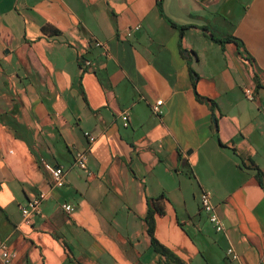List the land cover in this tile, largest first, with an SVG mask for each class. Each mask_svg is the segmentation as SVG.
Masks as SVG:
<instances>
[{
	"label": "crops",
	"instance_id": "crops-1",
	"mask_svg": "<svg viewBox=\"0 0 264 264\" xmlns=\"http://www.w3.org/2000/svg\"><path fill=\"white\" fill-rule=\"evenodd\" d=\"M261 106L264 0H0V242L14 264H163L143 220L157 204L154 237L184 264H264Z\"/></svg>",
	"mask_w": 264,
	"mask_h": 264
},
{
	"label": "built area",
	"instance_id": "built-area-1",
	"mask_svg": "<svg viewBox=\"0 0 264 264\" xmlns=\"http://www.w3.org/2000/svg\"><path fill=\"white\" fill-rule=\"evenodd\" d=\"M96 45H99V43H96ZM83 64L88 65L89 62L84 61ZM243 96L248 101H253L255 98L253 94V90L250 88L243 89ZM161 104L162 101L158 100L153 105H151V112L154 115L157 116L160 113ZM260 110L264 112V106H261ZM120 117L123 122V125L127 126V121H128L127 112L125 111L122 112ZM84 136L88 143H92L95 140V138L87 132H84ZM86 158H87L86 151L75 152L73 156L74 165L78 169L85 171L87 169ZM40 165L42 166L43 170L49 175L50 183L52 187H61L64 184L65 172L62 167L54 166L42 159L40 160ZM44 197H45L44 193H39L32 199L28 200L23 206L19 207L20 214L22 217V222H24L25 224H29L31 216L39 213V206L41 204V201L44 199ZM211 199H212L211 193L209 191L202 190L199 194L200 209L201 211H203L205 214L208 215V220L211 223L215 232L218 233L224 232V224L217 215V213L215 212V208ZM63 209L67 213H70L72 211V207L68 205H64ZM226 254L231 260L238 259V255L231 247L227 249ZM15 258H16L15 253L9 250L7 244L4 241L0 242V264H14Z\"/></svg>",
	"mask_w": 264,
	"mask_h": 264
},
{
	"label": "trees",
	"instance_id": "trees-1",
	"mask_svg": "<svg viewBox=\"0 0 264 264\" xmlns=\"http://www.w3.org/2000/svg\"><path fill=\"white\" fill-rule=\"evenodd\" d=\"M157 6L159 7V4H157ZM173 26L174 24L171 23ZM50 29V27H44V30H48ZM185 29V27H180V31H183ZM217 41L219 43H224V40H214ZM225 41H232V39L228 38ZM190 78H191V84H192V88H193V92L195 94V97L198 100H201V97L197 94L196 92V84H197V80H198V76L195 72H193L192 70H190ZM255 81L256 78L254 77ZM212 103H211V107H212ZM214 122L216 124V119L214 118ZM255 171H256V177L257 180L259 182H262V175L259 171V169L257 167H255ZM163 209L162 207L158 206L157 204H154V206H151V208L149 207L145 216H144V222L147 226V234L149 236V240H150V246L152 248V250L157 253L158 255H160V257L163 258V264H184L173 252H171L170 250H168L167 248H165L164 246H162L154 237V216L156 215H163Z\"/></svg>",
	"mask_w": 264,
	"mask_h": 264
}]
</instances>
